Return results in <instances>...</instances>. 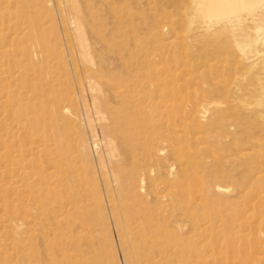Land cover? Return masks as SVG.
Listing matches in <instances>:
<instances>
[{
    "label": "bare ground",
    "instance_id": "6f19581e",
    "mask_svg": "<svg viewBox=\"0 0 264 264\" xmlns=\"http://www.w3.org/2000/svg\"><path fill=\"white\" fill-rule=\"evenodd\" d=\"M167 2L185 11V18L177 17L173 23L177 30L190 26L191 40L204 45L199 57L225 55L231 63L229 73L236 72V81L242 83L238 105L244 110V123L255 128L264 124V0ZM57 7L63 27L60 47L68 54V59L61 57L63 74L76 86L80 101L63 91L48 99L42 97L38 73L53 55L45 44L43 65L31 63L22 71L17 102L33 118L57 117L67 127L76 124L78 130V123L85 121L94 128L100 181L93 190L106 206L125 263L264 264V247L253 243L236 248L228 240L225 249L211 250L210 239L211 221L225 227L227 236L238 235L240 240L246 239V231L257 229L249 220L264 212V141L247 142L249 148L240 154L236 174L234 170H207L202 176L195 172L193 182L188 183L192 164L188 155L197 150L182 147L190 132L179 114V94L164 90L166 53L162 34L156 44L151 43L149 4L146 0H58ZM3 24V33L8 30V35H20L18 22L9 19ZM5 47L0 44V53ZM173 87L178 85L173 83ZM217 103L201 105L193 113L198 120L207 121L211 109L220 108ZM84 136L79 132L72 138L70 153L61 152L56 144L65 154L63 158L45 139L24 143L16 136L9 142L0 141V168L8 170V188H20L28 179L25 170L15 169L24 158V144L29 145L28 155H39V161H33L39 162L38 168L52 171L48 182L51 216L60 228L62 223H73L72 211L86 216L91 208L80 174L79 150L87 144ZM171 178L177 191L169 190ZM223 179H230L234 186L220 183ZM211 192L220 196L217 201H211ZM238 202L247 209L236 208ZM83 220L74 222L81 230L73 244L77 254L69 256L65 251L48 264H103L85 258L94 241L93 230ZM83 229L90 232L84 235ZM195 237L199 240L192 241ZM203 244L207 249H201ZM47 247L55 246L51 242ZM86 247L91 250L85 251ZM112 264H116L114 257Z\"/></svg>",
    "mask_w": 264,
    "mask_h": 264
},
{
    "label": "rangeland",
    "instance_id": "374dc122",
    "mask_svg": "<svg viewBox=\"0 0 264 264\" xmlns=\"http://www.w3.org/2000/svg\"><path fill=\"white\" fill-rule=\"evenodd\" d=\"M50 2L48 6L39 0H0V44L6 46L5 52L0 53V141L9 142L19 136L26 143L28 140L40 138L50 142L52 148L57 144L61 152L70 153L73 152L72 138L76 139L79 132L85 135L87 144L85 149L79 150V157L82 167L80 174L85 178L86 188L83 186L81 189L85 188L89 194L91 208L86 216L72 211L73 223H62L61 228L58 227L51 216L52 194L48 182L52 171L38 168L39 162L33 161H39V155H28L29 145L24 144V158L20 165H15V169L22 168L28 174V179L23 185L20 188H8L5 184L8 170L6 167L0 168V264H48L53 257L61 258L65 251L69 256L76 255L77 248L73 244L81 230L75 228L74 222L81 219L88 223L86 227L90 226L93 230H82L84 235L90 232L94 241L92 251L87 253L85 258L112 264L114 257L116 264H126L117 232L107 220L106 206L95 196L93 190L100 181L96 144L93 140L94 128L88 126L85 121L78 123V130L75 128L76 124L71 123L70 127H67L57 117L33 118L24 114L25 110L17 102V89L22 80V71L31 63L43 65L41 55L45 52V44L52 50L53 55L38 73L36 82L43 92L42 97L48 99L63 91L69 92L79 100L76 86L67 82V77L63 74L61 57L68 59V54L60 47L59 36L62 35L63 27L57 7L58 0ZM146 3L149 4V21L153 22L149 34L151 43L156 44L157 36L162 34V45L166 53L164 90H175L179 94L182 101L179 114L190 132L189 137L183 138L182 147L185 149L187 146H193L197 150V153L188 155V160L192 162L188 166V183L193 182L192 176L195 172L202 176L207 170L233 171L241 164L240 154L249 148L247 142L257 139L264 141V124L255 128L252 123H244V110L238 105V100L242 97V83L236 81V72L232 75L229 73L231 63L226 56L199 57L204 45L195 44L191 40L190 26H182L179 30L175 28L174 19H184L185 11L177 9L167 0H146ZM165 7L167 11L163 12ZM9 19L19 23L21 33L18 37L8 35V30L6 33L1 31L3 23ZM62 50L64 55L61 54ZM57 81L61 82L59 86L55 84ZM173 83L178 87L174 88ZM73 87L76 92H73ZM236 96L239 98L236 99ZM216 102L220 108L211 109L210 119L200 121L196 118L193 113L195 109L204 104L212 107ZM54 150L60 153L58 149ZM59 155L63 158L65 154ZM30 164L34 168H31ZM234 171L236 174V170ZM171 182L169 190L177 191V183L173 178ZM220 183L234 186L230 179L220 180ZM219 197L211 192V201H217ZM235 207L240 210L247 209L245 204L239 202ZM212 222L211 250L225 249L228 247V240H231L236 248L253 243L257 247H264L262 211L249 220L257 229L253 233L246 231L245 240H240L238 235L227 236L225 227ZM196 240L198 241L199 237L192 241ZM51 242L55 247L50 249L47 246ZM201 247L202 250L207 249L206 244ZM88 249L91 250L89 247L84 248L85 251Z\"/></svg>",
    "mask_w": 264,
    "mask_h": 264
}]
</instances>
